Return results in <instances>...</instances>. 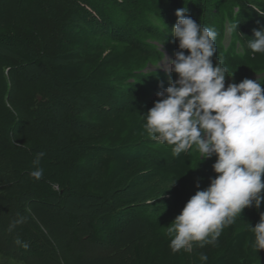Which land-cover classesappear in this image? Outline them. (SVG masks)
I'll return each mask as SVG.
<instances>
[{
	"label": "trees",
	"instance_id": "1",
	"mask_svg": "<svg viewBox=\"0 0 264 264\" xmlns=\"http://www.w3.org/2000/svg\"><path fill=\"white\" fill-rule=\"evenodd\" d=\"M18 2L21 21L0 26V41L18 47L24 65L40 66L30 50L44 41L51 22L54 57L75 61L51 73L55 84L82 99L107 102V113L87 109L66 116L71 127L110 128L96 142L77 138L84 150L71 167V177L83 176L80 187L96 199L133 191L154 179L168 186L166 196L158 202L117 198L113 212L86 223L88 243L115 247L128 227L139 224L148 237L142 238L143 246H134L133 264H264V250L252 247L248 230V223L254 226L264 212V201L258 210L245 208L235 223L223 229L216 246L194 243L189 258L184 250L171 251L166 227L187 200L215 177L212 164L216 157L200 161L194 149L175 156L170 146L154 140L144 128V114L158 99L156 93L168 86L169 79H176L175 73L156 69L163 54L174 57L178 50V41L171 34L175 11L185 7L187 16L218 32L212 59L214 65L227 68L225 81H264V54H253L248 48L253 30L264 29V0H61L66 6L50 5L47 0ZM236 23V29L230 30ZM92 93L98 96L93 98ZM6 157L8 163L13 161ZM31 195L37 201L45 199L39 192ZM4 199L0 196V202ZM2 208L0 204V211ZM76 222L72 216L68 224L73 228ZM201 254L208 256L206 262L200 260ZM62 264L68 263L62 260Z\"/></svg>",
	"mask_w": 264,
	"mask_h": 264
},
{
	"label": "rangeland",
	"instance_id": "2",
	"mask_svg": "<svg viewBox=\"0 0 264 264\" xmlns=\"http://www.w3.org/2000/svg\"><path fill=\"white\" fill-rule=\"evenodd\" d=\"M47 1L66 6L61 0ZM20 12L18 0H0V26L20 22ZM47 25L44 41L30 50L40 66L24 65L20 49L0 41V196L5 198L0 202V264H62V260L68 264H133L134 246H143L148 237L144 226L131 225L115 247H104L88 243L86 223L113 212L117 198L158 202L166 196L168 186L154 179L133 191L96 199L80 187L83 176L71 177V167L84 150L80 142H96L110 128L71 127L66 116L87 109L107 113V102L97 101V93L90 95L92 100L84 95L82 99L73 90L55 84L51 73L75 61L54 57L52 23ZM160 63L156 69L166 73ZM38 153L44 155L36 165ZM6 156L13 161L8 163ZM37 168L43 170L40 179L30 175ZM34 192L44 195V201H37L31 195ZM72 216L77 220L73 228L68 224ZM20 217L24 222L12 227ZM185 252L189 258L190 252Z\"/></svg>",
	"mask_w": 264,
	"mask_h": 264
},
{
	"label": "clouds",
	"instance_id": "3",
	"mask_svg": "<svg viewBox=\"0 0 264 264\" xmlns=\"http://www.w3.org/2000/svg\"><path fill=\"white\" fill-rule=\"evenodd\" d=\"M186 13L185 7L175 11L171 34L178 50L173 59L163 54L159 65L166 73H175L176 79H169L168 86L156 93L158 99L144 114V128L154 140L170 146L175 156L192 149L200 161L215 156L216 175L166 227L173 253L191 252L194 243L216 246L223 229L235 223L245 208L258 210L264 201V81L245 78L225 86L227 68L214 65L212 59L218 32ZM248 48L264 54V29L253 30ZM43 155L38 153L33 163L38 165ZM30 175L40 179L43 170L37 168ZM23 222L20 217L12 227ZM248 230L252 247L264 250V212L254 226L248 223ZM200 260L206 262L208 256L201 254Z\"/></svg>",
	"mask_w": 264,
	"mask_h": 264
}]
</instances>
